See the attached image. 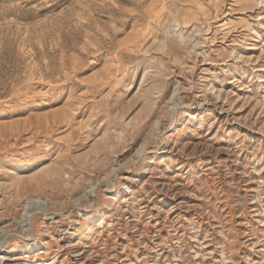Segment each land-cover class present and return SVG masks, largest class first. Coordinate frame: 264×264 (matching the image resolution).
Masks as SVG:
<instances>
[{"label":"rangeland","instance_id":"rangeland-1","mask_svg":"<svg viewBox=\"0 0 264 264\" xmlns=\"http://www.w3.org/2000/svg\"><path fill=\"white\" fill-rule=\"evenodd\" d=\"M0 264H264V0H0Z\"/></svg>","mask_w":264,"mask_h":264},{"label":"bare ground","instance_id":"bare-ground-1","mask_svg":"<svg viewBox=\"0 0 264 264\" xmlns=\"http://www.w3.org/2000/svg\"><path fill=\"white\" fill-rule=\"evenodd\" d=\"M37 202H39V201H37ZM30 203V202H29ZM35 203V202H34ZM31 204V203H30ZM37 204V203H36ZM42 204V203H41ZM31 206H32V204H31ZM37 206V205H36ZM35 206V207H36ZM41 207V206H40ZM44 207V206H43ZM28 209V208H27ZM31 214H32V211H29V210H27L26 212H25V214L23 215V219H24V221H27V220H29V218L31 217ZM21 221V220H20ZM24 227V226H23Z\"/></svg>","mask_w":264,"mask_h":264}]
</instances>
